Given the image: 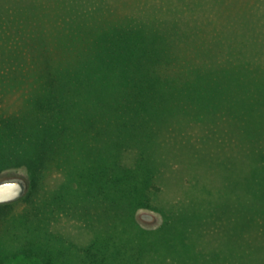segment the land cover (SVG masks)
<instances>
[{"label":"rangeland","instance_id":"obj_1","mask_svg":"<svg viewBox=\"0 0 264 264\" xmlns=\"http://www.w3.org/2000/svg\"><path fill=\"white\" fill-rule=\"evenodd\" d=\"M124 26L150 51H122ZM41 75L74 93L64 168L0 171L28 181L0 205V263L264 264V0H0V80ZM137 154L161 189L130 209L89 176Z\"/></svg>","mask_w":264,"mask_h":264},{"label":"trees","instance_id":"obj_2","mask_svg":"<svg viewBox=\"0 0 264 264\" xmlns=\"http://www.w3.org/2000/svg\"><path fill=\"white\" fill-rule=\"evenodd\" d=\"M147 41L134 35L128 26L122 27L118 45L122 51H150L146 45ZM39 76L40 88L36 91L38 83L22 85L21 83H7L0 80V100L3 95L19 93L24 101L28 102L31 108L22 110L19 115L4 116L0 114V171L10 166H18L26 163L29 168L41 171L46 164L53 160L58 161L60 168L63 167L62 151L70 128V102L74 93L63 88L58 82V77ZM21 88V89H20ZM18 89V90H17ZM35 112L36 120L30 119V112ZM145 155L137 154L136 160L130 163L123 159L120 168L116 170L106 167L104 170H96L90 175L89 180L94 186H103L105 196L108 201L117 200L120 197L130 209H135L143 205H152L156 194L160 191L157 184L158 174L162 171L158 167H145ZM144 180L139 183L141 196L125 194L120 196L118 192L117 180L120 176H129L132 173H140ZM67 173V172H66ZM68 176V175H67ZM132 186V182L127 184ZM115 189V193H110ZM112 194L108 197L107 194ZM6 202L0 205H7ZM2 264V263H0Z\"/></svg>","mask_w":264,"mask_h":264},{"label":"water","instance_id":"obj_3","mask_svg":"<svg viewBox=\"0 0 264 264\" xmlns=\"http://www.w3.org/2000/svg\"><path fill=\"white\" fill-rule=\"evenodd\" d=\"M28 181L22 175L0 178V203L15 201L27 193Z\"/></svg>","mask_w":264,"mask_h":264}]
</instances>
